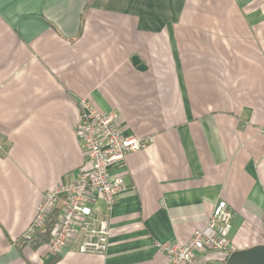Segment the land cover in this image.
Returning <instances> with one entry per match:
<instances>
[{
  "label": "crops",
  "instance_id": "crops-1",
  "mask_svg": "<svg viewBox=\"0 0 264 264\" xmlns=\"http://www.w3.org/2000/svg\"><path fill=\"white\" fill-rule=\"evenodd\" d=\"M87 3L0 0V264L50 257L21 237L46 192L90 169L83 99L153 142L127 156L106 254L74 242L55 264H164L157 242L187 243L220 200L231 254L264 245V0Z\"/></svg>",
  "mask_w": 264,
  "mask_h": 264
},
{
  "label": "built area",
  "instance_id": "built-area-1",
  "mask_svg": "<svg viewBox=\"0 0 264 264\" xmlns=\"http://www.w3.org/2000/svg\"><path fill=\"white\" fill-rule=\"evenodd\" d=\"M80 107L75 131L90 169L81 172L76 180L46 192L33 222L21 237L23 243L33 238L64 197L62 213L48 245L54 255L63 254L74 242L81 254H106L114 206L128 189L122 175L127 167V156L153 142L151 137L125 136L117 125V114L103 113L87 99L81 101ZM262 135L264 137V128ZM113 168L120 172L113 174ZM233 219L227 203L218 201L205 229L196 231L187 243L157 242L156 247L166 259L164 264H206L202 254H231L229 233Z\"/></svg>",
  "mask_w": 264,
  "mask_h": 264
},
{
  "label": "trees",
  "instance_id": "trees-1",
  "mask_svg": "<svg viewBox=\"0 0 264 264\" xmlns=\"http://www.w3.org/2000/svg\"><path fill=\"white\" fill-rule=\"evenodd\" d=\"M94 2V0H88L87 6L91 5ZM63 209V205L61 207H56L52 214L49 216L48 220L46 221L45 226L38 230L36 234L28 241L24 242L25 246L33 247L34 249H37L38 247H41L42 245H49V242L51 240L52 232L56 226V224L59 222V218L61 216ZM60 260V255H54L51 253L50 257L45 259L43 264H55ZM227 260V259H226ZM224 261V263L226 262Z\"/></svg>",
  "mask_w": 264,
  "mask_h": 264
},
{
  "label": "water",
  "instance_id": "water-1",
  "mask_svg": "<svg viewBox=\"0 0 264 264\" xmlns=\"http://www.w3.org/2000/svg\"><path fill=\"white\" fill-rule=\"evenodd\" d=\"M132 61L138 69H145L144 65L137 57H134ZM225 264H264V245L233 252L230 254Z\"/></svg>",
  "mask_w": 264,
  "mask_h": 264
}]
</instances>
